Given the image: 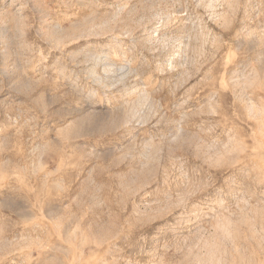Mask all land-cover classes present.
<instances>
[{
  "label": "rangeland",
  "instance_id": "rangeland-1",
  "mask_svg": "<svg viewBox=\"0 0 264 264\" xmlns=\"http://www.w3.org/2000/svg\"><path fill=\"white\" fill-rule=\"evenodd\" d=\"M0 264H264V0H0Z\"/></svg>",
  "mask_w": 264,
  "mask_h": 264
}]
</instances>
